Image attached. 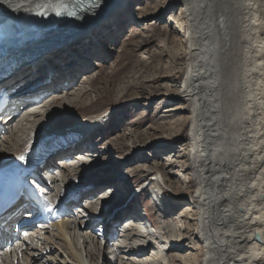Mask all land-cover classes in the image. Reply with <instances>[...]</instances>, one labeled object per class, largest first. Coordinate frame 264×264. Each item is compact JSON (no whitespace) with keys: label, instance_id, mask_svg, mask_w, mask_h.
I'll return each mask as SVG.
<instances>
[{"label":"bare ground","instance_id":"bare-ground-1","mask_svg":"<svg viewBox=\"0 0 264 264\" xmlns=\"http://www.w3.org/2000/svg\"><path fill=\"white\" fill-rule=\"evenodd\" d=\"M60 1L69 2L71 0H0V28L3 29L4 25L8 27L13 25L9 15L24 17L21 24L27 23L39 14L51 17L58 10ZM119 1L95 0L90 3L88 11L7 54L3 59L11 61L12 70L8 73H13L10 77L7 75L0 77V89L6 87L19 93L22 90L21 84H24L20 83V80L23 75H26L25 71H33L29 66L21 64L27 60L28 56L43 55L53 47L84 38L86 34L91 33L90 29L94 24L117 10L123 3ZM176 1L181 6L184 20L183 22L168 20L174 22L176 26L185 24L187 27L186 56L184 62L177 67L179 72H183L179 87L176 91L169 93V98L171 100L179 99L184 103L183 106L173 109L184 110L186 105L190 107L186 116L189 146L182 152V162L188 161L187 163L191 165L195 180V187L190 194V199L187 198L189 193H184L181 197V201L186 204L183 216L185 215L187 221L179 220L176 229L179 231L186 229L183 224L185 223L189 226L186 234L190 230L198 233L195 235L199 242L197 245L198 256L192 254L189 256V253L185 252L186 248L182 245L185 244L184 238H188L185 233L176 236L166 235L162 225L153 231L151 227L153 228L155 225L152 226L154 223V220L150 218L152 213H140L142 216L147 215L148 219L146 220L149 223L152 221L150 227L145 218L138 215L137 206L130 208L129 199L132 193L127 191L123 198L118 199L119 190L117 191V188L119 187L117 185L127 178H120L121 175L120 177L119 175L112 176L111 173L107 174L109 175L107 177L103 168L97 163L93 168L91 167V171L86 170L84 176L88 175L89 182L94 187L104 189V186L109 185L113 189L111 191L113 193L110 192L108 197H113L115 194L114 204H120L123 208L122 211L130 209L137 223L134 228L138 227L143 231V234H147L146 238H151L147 242L143 241L145 243L141 247L132 244L131 248L125 249L114 245L112 250L114 255L110 258L101 256V264L117 262H119L118 264H128L125 263V259L132 255L141 257L143 264H167L174 257L177 264H264V0ZM16 44L13 42L10 45ZM3 59L0 58L1 64ZM34 72L31 74H34L35 77L25 81H30L36 90L49 91L51 82L46 85H44L45 82L41 84V80L46 76L41 79L38 77L39 72ZM54 73H56L55 70H50L47 76L51 75L53 83L58 87L60 81ZM97 77L99 75L93 76V78ZM31 79L36 81L40 79V85L36 86L35 80ZM56 93L58 92L52 93L55 96L51 99L50 104L56 103L57 100H61L60 103H62L64 100L59 96L61 93ZM86 94L83 87L79 92L65 93L64 96L66 99L69 97L68 103L80 102L81 104L77 106H81L84 105L83 97L86 98ZM12 95L15 97L14 94ZM25 96L24 92L22 96L8 101L10 106L14 107L12 114L23 110L31 103H34L38 108L39 102H24ZM54 99L55 101H53ZM50 107L46 108L43 114L39 110L30 113L29 117L35 120L36 116H41L36 122L38 126L44 128L45 124L49 122L47 119L53 117L50 115L47 118L49 114L53 113V111L48 112L52 109ZM18 116L5 122L8 126L4 134L0 131V157L4 158L7 163L0 166V177L29 174L39 152L38 146L42 143L39 141L41 139L39 133L29 132L31 128L23 123L27 118L12 126ZM106 116L107 113H101V116L86 117L77 121V129L84 135L80 134L81 136L72 142L84 143L90 136L87 134L96 132ZM78 148L77 153L94 154V150ZM98 153L100 154V152ZM21 156L24 157L23 160L20 159ZM128 157L124 158L123 165H121L126 166L125 169L139 164L141 170H146L144 166H147V162L142 158V155L127 163ZM85 165L87 164L83 166ZM157 172L158 170H154L150 175H157ZM62 174L64 181L57 186L50 187L49 196L53 192L55 196H59L63 191L64 193L65 191L71 192V198L61 200L66 209V206L74 203L77 192L74 191L75 187L72 189V182L68 181L64 173ZM166 174V171L163 170L156 179L149 182L155 188L153 191L157 192L152 203L155 212L158 208V191L167 190L170 193L173 191L168 187L170 177ZM126 175L129 179L135 177L128 173ZM84 176L82 179L85 178ZM92 177L95 178L92 179ZM31 187L33 191L30 187V190H27V187L26 190L30 194H37L34 191L37 185L33 183ZM70 187L71 189H69ZM135 188L133 187L132 190ZM97 190L102 189H94L89 186L88 191L86 190L89 196L85 198L91 201L90 205L81 206L84 209L79 207L81 211L73 212V215L87 217L86 214H88L94 220V215L98 212L97 209L103 210L102 203L108 204L106 201L113 200V198L108 200L107 197L105 202L91 200V196ZM184 191L189 190L174 193L182 194ZM84 196L86 195L84 194ZM193 199L195 203H193ZM50 202V209L60 208L62 205V203L54 204L51 197ZM187 202L191 204H187ZM93 205L95 208L97 207L96 210L95 208L90 209ZM14 209L16 210V207ZM158 209L160 212L158 215L161 217V208ZM69 214H72V211L66 209L61 212L58 219H52L47 224L30 225L28 233H23L22 237H19L21 240L17 239L13 242L14 244L7 242L4 245L0 252V264H69V258L73 260L71 264H98L94 262L93 251L83 250L93 242L94 238L96 239L92 232L94 221L84 218L85 224H82L79 223L81 221L69 218ZM5 219L7 220V218ZM125 224L121 225V227L125 226L122 236L127 238L129 230ZM105 225H108L107 220ZM7 226H9L7 229L10 235H15L10 222L1 230L4 231ZM113 226L114 228L120 227L116 224ZM41 227L43 228L41 229ZM3 231H1V235ZM118 232L121 231L118 230ZM107 235L112 237L110 233ZM109 240L110 238L107 237L105 242ZM58 244L64 246L59 247ZM177 246L179 247L172 251ZM45 251L46 254H44ZM56 251H58V255L63 251L64 261L50 255ZM94 251H98V248L95 247ZM151 251L152 253H150ZM88 256L93 259V263L88 259ZM129 263L139 264L134 259H130Z\"/></svg>","mask_w":264,"mask_h":264},{"label":"rangeland","instance_id":"rangeland-1","mask_svg":"<svg viewBox=\"0 0 264 264\" xmlns=\"http://www.w3.org/2000/svg\"><path fill=\"white\" fill-rule=\"evenodd\" d=\"M119 2L123 3L117 10L100 20L97 24H94L90 29L91 33L86 34L84 38L72 40L59 47H53L43 55L28 56L27 60L21 63L29 66L33 71L39 72L40 75L38 77L46 76L44 79L41 78L43 79L41 84L42 82H45V85L50 84V82L51 84L49 91H44L38 101L39 103L37 102L39 104L38 108L35 107L34 103H31L23 110H18L19 116L12 123V126L27 118L23 123L28 128H31L29 132L39 133L41 137L39 141L42 143L38 146V155H45L47 161H53L61 154L77 153L78 147L83 144L74 145L72 143V141H76L77 138L84 135L77 129V121L107 113L99 129L93 134H87L90 136L86 138L88 140L86 141L92 142L93 145L96 143L94 146L97 147L93 152L95 153L94 165L98 163L97 165L103 168L107 177H109L107 174L111 173L112 176L119 175L120 177L121 175L120 178H124L123 173H121L126 171V166H121L123 165V160H125L124 158L129 156L127 162L129 163L142 155V158L146 159L145 162H147V166H144L146 170H141L142 168L138 166L139 164L127 168L132 175L141 174L131 180L128 178V182L125 179V183L121 181L117 185L119 187H116L117 191L119 190L118 199L123 198L127 191L132 193L129 199L130 208L138 205L137 213L140 216L142 212L145 214L152 213L150 218L154 220L152 226L155 225V227L153 228L151 227L152 221L149 223L146 220L148 219L147 215L142 217L149 223L153 231L162 225L166 235L176 236L185 233L189 229V226L185 223L183 224L186 229L182 231L176 229V226L179 220L187 221L185 215L183 216L186 204L181 201V197L184 193H189L187 197L189 200L190 194H192L195 187L191 165L187 163L188 161L182 162V152L189 146L186 116L190 107L186 105L184 110L173 109L183 106L184 103L179 99L171 100L169 98V93L178 89L183 74V72L178 71L177 67L185 60L187 27L185 24L176 26L174 23L175 20L179 22L184 20L181 6L176 0H120ZM168 19H172L174 22ZM33 58H35L34 63L32 62ZM0 65H2V69L4 64ZM11 65L12 63H10ZM10 70L12 69L4 70L3 72L10 77L13 73H8ZM50 70L56 71L54 75L58 76L60 81L58 87L53 83L51 75L47 76ZM25 72L24 74L27 76H22L20 83L24 84H21L20 88L28 87L30 92L34 85H31L30 81L25 80L35 76L31 74V71ZM94 75H99V77L93 78ZM83 79H86V81H83ZM39 80H35V83L40 85ZM83 87L87 92L86 98L83 97L84 105L77 106L81 104L80 102L68 103L69 97L66 99L65 93L74 94ZM54 92H58L56 94L61 93L59 96L64 100L62 103H60L61 100H57L56 103L46 104L48 100L55 96L52 94ZM44 102L46 105L40 107ZM49 106L52 109L48 110V112L53 111V113L49 114L47 118L50 115L53 117L51 119L46 118L49 122L45 124L46 127L41 128L36 122L41 116H36L35 120H32L29 114L39 110L43 114ZM7 126L8 124L0 126L1 133H5ZM88 149L93 150L95 147ZM4 157L7 158V156ZM3 164L7 163L4 158L0 157V166ZM92 168L89 167L88 170L91 171ZM154 170H158L156 173L158 176L163 170L166 171V175L170 177L168 187L173 190L172 193L170 191L167 192V190L158 191V208H161V217L158 215L160 212L157 206V212H155L152 204L157 192H154L155 188L149 184L152 179L158 177L157 175H150ZM86 176H84V179L81 177L79 181L71 183L72 189L75 187L74 191L77 192V198H74L73 204L66 206L67 211H72V214H69V218L81 221L79 223L82 224H85L83 222L85 219L93 220L88 214H86L87 217L84 215H73L76 207L75 200H82L84 199L83 197L89 196L87 193L89 186L94 189H102L94 192L91 196L92 198H90L91 200L99 202H105L107 198L108 200L113 198V200L110 202L106 201L108 204L102 203L103 210L97 209L98 212L94 215L92 227V232H94L96 239L94 238L93 242L89 243L83 250L93 251L94 262L98 264H101V256L112 257L114 255L112 251L114 245L123 247L124 244L120 241L117 242V239L121 238V236L117 234L120 232L113 225L118 221L119 223L125 221V219L130 221L127 222L129 230L127 238L130 239L131 228L133 227L134 241L132 244L138 247L143 246L150 237L146 238V233L143 234V231L138 227L134 228L137 223L131 214V210L122 211L123 208L120 204H114L115 194L113 197H108V194L107 196L103 195V198L100 197L98 193H106L107 188L111 192V187L109 185L104 186V189L102 187H94L93 184H90L88 175ZM106 176L105 178H107ZM94 178L92 177V179ZM141 184H146L142 192L138 195H133L132 188ZM183 190L189 191H184L182 194L174 193L182 192ZM50 197L54 204H60L62 203L61 200L71 198V192L65 191L64 193L63 191L59 196H55L53 192ZM95 197L96 199H93ZM192 201L195 203L194 199ZM187 204L191 203L187 202ZM63 205L65 206V204ZM79 207L81 208V206ZM94 208L95 206L93 205L90 209ZM106 220L108 221L107 226L105 225ZM109 233L112 237L107 235ZM197 234L192 230L188 234L185 233L188 238H184L186 246L185 244L182 245L186 248L185 252L189 253V256L191 254L198 256L197 245H199V242L197 237H195ZM19 237H22V234ZM19 237L17 239L21 240ZM49 237L51 236L49 235ZM107 237L110 240L105 242ZM128 243H131V241ZM58 246L63 247L64 245L60 246L58 244ZM190 246L192 247L190 248ZM95 247L98 248V251H94ZM178 247L173 248L172 251ZM96 252L97 254H95ZM46 253L45 251L44 254ZM50 255L58 260H65L63 251L60 255H58V251L50 253ZM132 256L126 258L125 263L130 264L129 260L134 259L137 263L143 264L141 257ZM174 258L170 262L177 264ZM88 259L93 263V259L89 256ZM58 260L55 261L58 262ZM69 261V264L73 262L71 258H69Z\"/></svg>","mask_w":264,"mask_h":264},{"label":"snow or ice","instance_id":"snow-or-ice-1","mask_svg":"<svg viewBox=\"0 0 264 264\" xmlns=\"http://www.w3.org/2000/svg\"><path fill=\"white\" fill-rule=\"evenodd\" d=\"M59 14H60V13L58 12V13H57V15H59ZM20 159H21V160H23V159H24V157H23V156H21V157H20Z\"/></svg>","mask_w":264,"mask_h":264}]
</instances>
